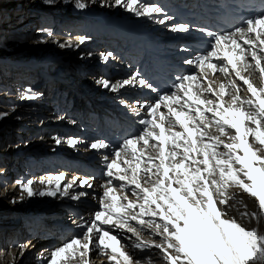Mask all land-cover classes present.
Here are the masks:
<instances>
[{
	"label": "snow or ice",
	"instance_id": "1",
	"mask_svg": "<svg viewBox=\"0 0 264 264\" xmlns=\"http://www.w3.org/2000/svg\"><path fill=\"white\" fill-rule=\"evenodd\" d=\"M75 6L79 9L88 7L83 0H76ZM114 6L123 7L137 16L152 17L162 11L157 6L143 4L142 0H114ZM246 25V29H238L235 35H216L212 49L197 56L195 66L201 73L206 70H211L212 74L219 71L226 76L234 73L246 85L251 98L240 95L234 80L227 85L222 83L217 92L207 82L206 75L179 78L175 87L182 96L165 95L159 103L146 106L151 108L148 115L152 119H144L141 123L150 127L136 139L124 142L125 150L131 148V159L123 160L128 167L121 168L117 164L121 158L119 151L115 153L116 159L107 165L108 176H114L113 169H116L120 173L115 175L116 179L139 190L133 192L136 200H129L127 195H113L115 189L107 187L102 200L103 210L96 211L94 220L84 225L83 237L73 238L56 248L49 264H90L89 253L95 250L100 253L110 250L109 260L115 264H133L132 257L122 250L120 240L101 227L111 225L131 232L140 240V233L130 221L147 225L153 235L162 237L159 243L140 241L134 247L142 251L159 249L166 264H264V233L258 228L248 229L237 222L235 216L228 215L238 204L245 208L239 213L241 219L259 224L264 218V83L256 86L249 76L242 74L254 67L264 81V56L256 50L260 46V51L264 52V16L248 19ZM186 29V25H181L173 31ZM239 40L249 47L245 49ZM80 42H84L83 38ZM110 55H105L104 60L107 61ZM249 56L254 65L249 62ZM214 59L223 60V65L214 63ZM185 62L193 63L192 60ZM185 81L192 83L186 85ZM134 82L135 78L122 81L111 85V90L117 91ZM100 83L105 88L110 87L107 80ZM139 83L145 85L143 79ZM225 95L230 98L227 106ZM162 104L167 108V115L158 111ZM173 105H179V110ZM176 126L182 131H171ZM150 141L156 143L150 144ZM57 143H60L58 139ZM69 143L75 145L77 141L70 140ZM137 144H141L139 156L135 155ZM91 147L99 149L108 145L98 142ZM149 147L152 152L147 151ZM221 148L224 151H220ZM145 156L146 159H142ZM141 163H144L142 170ZM63 180L64 176L59 175L55 177L54 190L39 192L34 190L32 180H17L16 183L29 197L56 196L58 192L67 195L76 181L72 180L61 190ZM39 183L50 185L52 178L42 179ZM82 184L87 185L88 181L85 179ZM230 188H240L254 197L258 211L248 212L244 201L229 193ZM72 198L78 200L80 196ZM229 200L235 203L229 204ZM11 202L15 203L16 198ZM145 217L153 219L146 220ZM156 218L162 223H157ZM94 233L99 234L95 243ZM24 247L20 245L21 250ZM148 261L150 264L151 257Z\"/></svg>",
	"mask_w": 264,
	"mask_h": 264
},
{
	"label": "rangeland",
	"instance_id": "2",
	"mask_svg": "<svg viewBox=\"0 0 264 264\" xmlns=\"http://www.w3.org/2000/svg\"><path fill=\"white\" fill-rule=\"evenodd\" d=\"M75 3L76 0H53V2H49V0H24L22 4L14 8L12 12H7L9 16H5L6 19L0 20V26L2 27V29H0V171L3 170V168L7 170L5 173L2 172L0 174V188L3 191L10 188L20 189L16 181L19 176H23L22 173L41 174L42 172H50V174L55 176L63 175L64 179L68 182L76 180L80 184L85 179L91 180V182L88 183L90 185L89 189L83 190L82 187H77L75 190L83 201L80 210H83L84 213L91 212L92 217H94V208L102 202V197L107 187L114 188L115 192L113 194L118 197L129 194V196H127L129 200H133L134 198L129 190L121 188H118V190L115 186H110L104 181L102 174L107 173L108 164L104 165V163L99 162L97 156L92 155L90 157L93 158L92 162H94V165L91 166L89 170L85 167L81 168V165L76 166L74 163L73 158L79 157L72 152L70 147L64 145L63 140L71 137V133L75 134V136H72L73 138L81 137L78 136L81 134L79 130L86 131V126L81 124L79 119L74 118V112L71 110L72 108L69 104L73 99L71 87L78 91L84 89L89 93H91V91L95 92L94 88H88L86 84L83 83L84 79H88L89 77L92 78L91 72H95L97 76L101 75V77H104L105 80L111 84H118V80L115 76H111L110 72L113 70L112 68H105L104 70L106 71H99L97 68L99 64L95 61L98 57H94L95 55L88 58L84 57L88 44L86 40H91L89 37L90 34L86 33L88 30L85 29L79 32L85 34L84 39L86 38V40H84V42H86V44H84V47H78L73 43V36L79 33H73V35L66 37L65 34H68V32L65 33V30L61 29V26L79 23L83 21L82 19L84 18L89 19L90 17L95 18L96 16L107 17L112 20H120L122 17L105 14L100 15L101 13L99 12L87 14V16H85L81 14V10L74 5ZM2 6L3 4L1 1V10L4 9ZM21 13H23V16L18 17ZM134 30L140 31L136 27H134ZM39 32L41 33L39 34ZM49 32L51 35H49ZM65 37L71 42V45L70 43H65L64 47L53 51L51 55L46 53L32 54V52L21 51V49L12 50L13 46L11 47L9 45L10 41L16 39L19 42L29 43L30 41L35 42L38 39L39 43L31 45L33 47H38L54 38L61 39ZM111 42L112 40L109 41L110 44ZM93 44L92 51L96 54L99 52L101 53L102 51L100 50L104 47V43L95 39ZM6 47L7 49H4ZM176 48L179 49L178 46ZM109 53H111L114 59L121 61L119 56L115 57L112 54L111 48ZM32 57L36 58V61L31 65L29 60ZM221 63L223 64L224 62ZM25 64L29 66V68L25 67L27 70L24 72V79L28 81L18 82L12 79L11 71L16 69V72L19 73L17 66ZM130 71L136 75L132 67ZM208 72L210 73L209 75L212 74L210 70H208L207 73ZM105 73L108 76H105ZM213 75H216V73ZM70 78H74L76 81L72 83L73 86L68 80ZM90 83L93 84L95 82L91 81ZM236 84L243 89L245 87L241 82H236ZM121 91V98L125 99L126 103H128L131 99V93L125 90ZM150 93L151 92L147 88L146 94ZM93 95L104 103L114 105L117 101V98L114 96L110 97V95H108L106 97L99 96L98 94ZM134 96L138 99L141 98L136 94ZM77 99L81 101V105H86V102L81 96ZM28 108L31 109L29 112H27ZM70 115H72L73 118H70ZM96 116L97 115H95V117ZM67 121H73L74 123L71 124ZM88 125L91 126L90 123H88ZM134 127L139 134V127L137 125ZM96 134L99 136L98 133ZM55 136L57 139H60V143L54 140L53 137ZM10 160H13V162H10ZM107 160H111V157L107 158ZM3 161L9 162L4 163ZM49 163H52L55 167L53 168ZM38 164L40 168L36 167L32 172L31 167ZM86 171H88V173ZM234 194L237 200L242 199L244 201V204L247 205L246 210L248 212L258 211L257 201L254 197H251L245 192L240 193L235 191ZM65 203L67 202L60 201V203L57 204V207L60 208V213H53V215L49 217L47 215L48 209L31 213L27 209L22 208L18 212L14 203L8 202L7 199H5V201H0V205L2 204L0 206V241L2 240L1 235L9 234L8 237H10L16 233L17 230H22V235L19 237L18 241H16L18 238H10L8 240L9 243L12 241V246L0 244V258L6 256L12 257L13 254H11L10 251L13 248L16 249L14 255L17 259L16 264H49L50 255L45 251L53 252L58 248V240H61L64 237L63 235L71 236V233H74V231L67 230V232H65L61 229L59 231V234H61L60 236L53 238L46 237L45 239L39 240V245L30 249L27 245L29 240V235L26 230L27 223L18 217L28 216L30 218L29 222L31 223L47 222L51 224V227L54 225L56 226L57 223H60V217L66 215L69 209ZM234 203V201L229 200V204ZM70 206L72 207L73 204ZM243 211H245V208L236 204L235 207L230 209L228 215L240 217L239 213ZM156 220L160 221L158 218H156ZM52 221H55L56 224ZM241 221L246 228H258L260 232L264 233V224L260 227H256L254 226L256 222L254 220L249 221L248 219H241ZM261 221L264 222V218H262ZM101 227L105 230H109L112 235H115L120 240V244L123 246L122 250L132 257L133 264H137V262H139V264H149V257H151L150 264H166L164 258H158L156 255H152L153 251L156 253L159 252L160 256L163 255L159 249L153 248L142 251L135 248L134 244L139 241L131 232L111 225ZM136 228H138V226ZM148 230L149 233L152 232L151 228H148ZM82 231L83 233L78 237H83L85 229ZM93 235V242L95 243L99 234L94 233ZM5 240L7 239L3 238V241ZM161 240L162 238L153 235L151 237H145L143 241L159 243ZM20 245H25L23 250H21ZM99 252V250H95L89 255L90 264H115V261L109 260V256L112 255L110 250L106 253ZM117 258L122 260L119 256H117Z\"/></svg>",
	"mask_w": 264,
	"mask_h": 264
},
{
	"label": "bare ground",
	"instance_id": "3",
	"mask_svg": "<svg viewBox=\"0 0 264 264\" xmlns=\"http://www.w3.org/2000/svg\"><path fill=\"white\" fill-rule=\"evenodd\" d=\"M2 1V4L4 7L3 10L0 9V20H3L6 17L9 16V13L12 12L14 8H17L19 4H22L24 0H0V3ZM216 0H142L143 4L147 5H154L162 9L159 13H154L152 17L148 16H137L132 12L126 11L123 7H117L114 6V0H83L84 3L88 5V7L81 10V14L87 16V14H93L95 12L101 13L100 15H109V16H120L122 19L120 20H112L110 18H104L100 16H96L95 18L90 17L82 19L83 21H80L79 23H73L68 25L61 26V29L65 30V33L68 32V34H65L66 37H69L73 35V33H79L83 30H88L86 32L87 34H90L91 40L84 39L85 34L79 33L73 36V43L76 46H85L86 42L88 43L86 48L85 56L88 57H98L95 59L97 65V68L99 71H106L105 68H112L113 70L110 72L111 76H115L118 80V83L133 79L135 78V82L131 85H124L123 87H120L117 91L111 90V84L109 83L110 87L105 88L100 81L105 80L104 77H101V75H98L95 72H91L92 78L84 79L83 83L86 84V87L88 88H94L95 92L89 93L86 90H80L71 87V95H72V101L69 103L70 107L72 108L74 112V118L79 119L81 124H84L86 126V131L82 132L83 135L79 134L78 136L81 137H72L75 136L74 133H71V137L64 139V145L68 146L72 149V152H74L79 158H73L74 163L77 165H81V168H85L87 170L90 169L91 166L94 165V162H92L93 158H90L92 155L97 156L98 161L105 164L110 163L113 159H116L115 153L117 151L121 152V158L117 160V164L121 165V168H127L128 165L123 164L124 159H131V148L125 150L124 149V142L129 139L130 134H127L122 138V141L120 142V136L117 134L118 128L121 126L123 131L125 133H129L131 130L136 133V138L143 134L144 131L148 130V127L141 123L144 119H152L148 115V113L151 111L150 107H146L148 105H155L156 103L153 102V92L149 90L151 93H147V86L141 85L139 81L141 79H144L147 76V72L149 71V68L151 66L153 67H163L164 70L170 71V67L172 66L173 62H177L180 67H183L187 60H192V64H188L190 67L189 70L192 73V75L204 76V74L207 76V82H210L211 87L219 91V86L223 84H228L230 80H234L235 82H241V84L244 87L240 88V95L243 98H251V94L246 90V85L243 84L242 81H240L238 78L235 77L234 73L230 72L229 75H225L219 71L216 72L215 77H212L211 75H208L207 71L205 73H201L200 69H198L195 66V58L198 55L197 50H193V46L195 43H199L200 40H202L203 32L200 27L201 23L197 22V28H190L187 26L188 20L191 18H194L195 20L203 14L206 10H212L215 8L216 3H214ZM76 4V3H75ZM74 4V5H75ZM163 13V14H162ZM4 14V15H2ZM23 16V13L19 14L18 17ZM6 19V18H5ZM163 21V22H161ZM181 25H186L187 29L185 31H173L174 28H179ZM134 27L139 29L140 31H135ZM0 29L2 27L0 26ZM246 29V28H245ZM41 32H39L40 34ZM44 33V32H43ZM150 33V35H149ZM82 34V35H81ZM235 35V34H234ZM254 35V34H250ZM184 36V37H183ZM61 37V36H60ZM61 38V39H53L48 41L47 43H43L38 47H33L31 45L39 43V40L37 41H30L29 42H19L16 40L10 41L9 45L14 49H21V51L25 52H32V54H42L46 53L51 55L53 51H56L58 48H62L61 45H64L65 43H70L67 39ZM86 40V42L81 43V39ZM96 40L100 41L101 43H104V47L100 50L101 53H94L92 51L93 49V42ZM237 39H239L237 37ZM112 40L111 44L109 41ZM173 41V42H172ZM166 42V43H165ZM171 42V43H170ZM182 42L187 43L190 46V49L188 51H184L181 46ZM241 45L247 49L249 46L243 44V40H239ZM179 47L177 49L176 47ZM8 47V46H7ZM4 48V49H7ZM166 47V48H165ZM110 48L112 51V54L116 57H120V60L114 59L111 55L109 56L108 60H104V56L108 55L110 52ZM259 55L264 56V52L260 51V46H257L256 48ZM105 53V54H104ZM248 60L250 63L254 65V61L251 60V57H248ZM36 61V58L32 57L30 58L29 62L32 65ZM5 63V61L3 60ZM214 63H217L218 65H223L221 62H224L223 60H213ZM264 63V61H262ZM44 64V62H43ZM133 68L134 72H136V75L130 71V66ZM24 66V67H23ZM28 65H22L17 66V70L19 73L16 72V69H13L11 71V78L18 82H26L28 80L24 79V72L27 70L26 68ZM197 69L195 72L194 70ZM211 71V70H210ZM9 72V71H8ZM20 74V75H19ZM203 74V75H202ZM210 74V73H209ZM245 76H249L251 78V81L256 86H260L264 81L261 80L259 72L253 67L248 70L246 73H242ZM105 76H108L105 73ZM140 78H138V77ZM79 78V77H77ZM5 80V78H4ZM73 86V82H76L74 78L68 79ZM14 81V82H15ZM89 81V82H88ZM91 81H94L95 83H90ZM11 82V81H10ZM204 82V81H202ZM205 82V83H207ZM192 82L185 81V84H189ZM20 85V84H19ZM15 86V85H14ZM25 88V87H24ZM121 90H125L131 93V99L130 104L131 106H127L125 99L121 98ZM195 90V89H194ZM121 91V92H120ZM226 91L228 89L226 88ZM93 94H98L99 96H108L117 98V101L115 104H108L99 101L96 97H94ZM139 95L140 97L145 98L144 102L138 98H135L134 95ZM173 95H181L182 93H178L177 89L175 90ZM206 95L209 96V98L215 99L214 96L211 94L206 93ZM79 96H81L84 101L86 102V105H81V101L77 99ZM165 96V95H164ZM155 98H158L155 96ZM15 99V98H14ZM160 101V98L158 99ZM225 106H227L228 103H230L229 96H224ZM158 103V102H157ZM174 108L179 110V105H173ZM202 108L205 106H201ZM31 109L28 108L27 112H29ZM187 110V109H185ZM159 112L165 113L167 115V108L161 105ZM91 114V117L88 114ZM194 114V113H193ZM95 115L97 120H95ZM209 118L211 119V114H207ZM171 119H174V117H170ZM24 120V119H23ZM26 120V119H25ZM68 123L73 124L74 122ZM88 123L91 124L88 125ZM139 127V134L134 126ZM165 127L167 129V124H165ZM99 134V136L94 132ZM159 131L158 129L156 130ZM171 131H182V129L179 128V126H176L171 129ZM214 131V129H213ZM54 140L57 142V137H53ZM85 138V139H84ZM99 138V139H98ZM135 138V139H136ZM3 139V138H1ZM60 141V139H58ZM62 140V139H61ZM70 140H75L77 143L75 145H72L69 143ZM118 140V141H117ZM103 142L108 145L107 148H99L94 149L91 147L93 143ZM120 142V143H119ZM156 143L155 141H150V144ZM170 143V142H169ZM142 144V142H141ZM141 144H137L138 151L135 153V155L139 156V149L141 148ZM167 150V149H166ZM220 151H224L223 148L219 149ZM148 152H152L153 149L151 147L148 148ZM90 153V154H88ZM195 155V154H193ZM105 157L109 158L111 157V160H104ZM90 158V159H89ZM142 159H146V156ZM4 163H7L9 161H3ZM10 162H13V160H10ZM89 164H87V163ZM156 163L159 161L156 160ZM53 168L55 165L52 163H49ZM83 166V167H82ZM134 166V165H133ZM38 167L40 168V165H35L32 168V172L34 169ZM144 167V163H141V170ZM3 168V170L0 171V174L2 172H6ZM113 172L115 175H119L120 173L113 169ZM100 173V172H99ZM20 174V173H19ZM23 176H19L17 180L20 181H28L32 180L33 188L35 191H45L55 189V175L50 174V172L45 173L42 172L41 174H29V173H22ZM25 175V176H24ZM27 175V177H26ZM114 176H108L107 173L102 174V178L108 185L115 186L117 189H127L133 196V201L136 200V197L133 195V192H138V189H135L134 185H131L126 182H122L115 178ZM49 178H52V183L49 184H41L39 183L40 180H48ZM76 181V180H75ZM88 183L91 182V180H87ZM61 183V190L70 182L67 180H63ZM82 187L83 190L89 189V184L84 185L80 184L76 181V183L73 185L71 189L68 190L67 195H61L59 192L56 196H32L29 197L26 193H22L21 189H7L5 191L1 190L0 188V201H7L11 202L12 199L15 197L16 202L14 203L15 208L18 209L17 211L21 210L22 208L27 209L29 212H40L45 211L44 209H48L47 215L50 217L54 214L60 213V208L57 207V204L60 203V201L67 202L65 203L68 206V211L66 212V215L60 217V223H57L55 221H52L56 226H52L50 223L47 222H29L28 216H22L18 217L22 220H24L26 224V230L29 235V240L27 245L29 248H34L39 245V240L45 239L46 237H58L61 234H59V231L62 229L63 231L67 232V230H72L74 233H71V236L69 235H63L64 237L61 240H58L59 244L58 247L62 246L65 242L70 241L73 238H81L78 237L83 233L82 230H84V225L90 224L94 217H92L91 212L84 213L81 209V204L83 201L81 199H73V196L79 195L76 193V188ZM119 190V189H118ZM235 191H238L242 193V189L240 188H230L229 193L234 194ZM114 195V194H113ZM129 196V194H126ZM235 195V194H234ZM236 196V195H235ZM103 199V197H102ZM247 201V200H245ZM13 204V202H11ZM73 206L71 207L70 205ZM2 205V204H1ZM0 205V206H1ZM219 206V205H218ZM103 210V204L102 202L94 208V213L96 211ZM50 211V212H49ZM138 211V209H137ZM237 222L241 223L244 227V223L241 221V218L236 216ZM146 220L153 219L151 217H145ZM157 223H162L161 221L156 220ZM99 224V222H96ZM131 225L133 227H137L138 232L140 233V241H143L145 237H151L153 236V231L148 232V226L145 225L141 226L136 223V221H130ZM264 224V222L260 221L259 224L257 222L254 223V226L260 227ZM30 225V226H29ZM29 226V227H28ZM106 226V225H101ZM39 231V232H38ZM16 232V231H14ZM85 234V233H84ZM9 235V234H8ZM8 235H1L2 236V242L0 241V244L2 245H9L12 246V241L9 243L8 240L10 238H18L16 241L19 240V237L22 235V230H17L16 233L8 237ZM155 237H160L158 235H154ZM71 237V238H70ZM3 238L7 239L3 241ZM94 238V235H93ZM67 240V241H65ZM11 254H13L12 257L6 256L4 258H0V264H16L17 259L14 257L16 253V249H11ZM47 254L50 255L51 253L49 251H45ZM93 251L89 253L92 254ZM100 253V252H99ZM152 255L158 258H163V255L160 256L159 252H152ZM59 259V258H58ZM41 264V263H38Z\"/></svg>",
	"mask_w": 264,
	"mask_h": 264
}]
</instances>
